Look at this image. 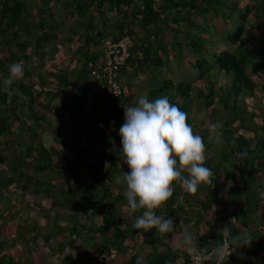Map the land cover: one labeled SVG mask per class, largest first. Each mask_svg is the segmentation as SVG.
<instances>
[{"label":"trees","instance_id":"obj_1","mask_svg":"<svg viewBox=\"0 0 264 264\" xmlns=\"http://www.w3.org/2000/svg\"><path fill=\"white\" fill-rule=\"evenodd\" d=\"M52 1L0 0V264H51L30 243L40 234L44 241L55 239L58 264H137V260L141 264H191L190 253L157 236L155 228L143 232L132 227L141 212L130 211L124 186L116 183L123 158L117 153L119 128L110 122L119 120L122 125L123 108L136 105L141 91L150 101L167 96L188 114L193 133L205 144V166L213 173V184L200 185L195 197L181 188L179 180L174 181L172 197L157 214L173 217L175 224L195 214L203 221L202 228H209L205 233L218 228L215 241L206 239L211 247L222 242L219 233L225 225L233 234L248 231L256 239L248 256L254 248L264 260L263 245L256 237L260 229L264 234V197L259 195L264 192V103L248 109L245 101L247 96L264 97V0H58L65 14L63 22L55 19ZM103 7L119 17L114 39L123 35L131 39L130 54L119 71V95L97 76L104 54L96 49L106 32L94 21ZM74 15V24L67 23ZM250 18L256 20L255 26L250 25L253 34L246 33ZM65 23L71 33L67 42L79 33L92 50L75 47L70 59L78 61L72 72L36 67L31 56L40 61L41 51L48 48L55 53L64 44L58 41L55 28ZM169 57L193 70L195 78L174 82L163 76ZM22 61L24 78L4 91L8 65ZM94 67L100 71L92 81L97 86L95 96L111 100L91 113L87 101L93 93L89 83ZM129 68L143 75L146 83L129 82ZM68 88L72 93L64 102L67 107L76 106L82 130L87 132L83 138L74 126L58 120L52 123L48 116L52 102ZM214 104L228 117L218 133L210 134L208 114L198 120L191 114L194 107L207 111ZM70 120L76 122V118ZM46 125L53 131L48 146L39 133ZM251 130L259 134L255 142L246 137ZM111 137H115V148ZM85 176L92 186L81 185ZM16 190L25 194L26 210H42L43 226L26 218L15 220L3 210L8 193ZM124 206L129 210L125 218L119 217ZM94 216H99L98 224ZM12 231L27 244L25 249L7 248ZM25 231L32 234L24 236ZM204 243L202 238L194 239L198 249ZM142 245L148 247L143 259L139 255ZM237 252L226 264H239Z\"/></svg>","mask_w":264,"mask_h":264},{"label":"clouds","instance_id":"obj_2","mask_svg":"<svg viewBox=\"0 0 264 264\" xmlns=\"http://www.w3.org/2000/svg\"><path fill=\"white\" fill-rule=\"evenodd\" d=\"M8 73L2 82L4 91H8L14 81L24 78L23 64L11 63ZM187 120L188 114L170 103L167 96L152 101L141 96L136 105L124 107L117 153L129 170L122 171L116 183L124 186L123 195L130 211L141 212L132 223L134 229L147 232L155 228L157 236L173 232L177 226L174 218L157 214L161 205L172 197L173 182L179 180L181 188L192 197L196 196L200 185L213 184L212 170L205 166L203 138L193 133ZM221 127L219 122L211 123L210 134L218 133ZM259 195L264 197V192ZM219 234L227 241V247L221 241L214 243L210 251L215 264H225L233 252L250 248L255 240L248 231L233 234L228 225L221 228ZM193 238L194 233L185 232L183 243L190 245ZM208 250L205 246V251ZM238 255L244 258L245 253ZM137 264L141 261L137 260Z\"/></svg>","mask_w":264,"mask_h":264},{"label":"rangeland","instance_id":"obj_3","mask_svg":"<svg viewBox=\"0 0 264 264\" xmlns=\"http://www.w3.org/2000/svg\"><path fill=\"white\" fill-rule=\"evenodd\" d=\"M105 13H108L106 11H104ZM193 19L201 24V20L198 16H194ZM249 26H247V34L248 33H252L253 31H251L250 29V25L251 26H255L256 25V20H254L253 18L249 19ZM253 34V33H252ZM250 36H252L250 34ZM252 38L254 40H257L256 36H252ZM223 46V44H221ZM104 46V45H103ZM42 52V60L38 61V58L36 56H31L32 58V62L34 63V65L37 66H46L48 64H51L53 66H58V67H69L72 66L71 61H69L67 58L64 57H55V53L52 52L51 49L48 50V48H46V51H41ZM56 59V62H54V60ZM52 61V62H50ZM23 64V61H22ZM33 65V66H34ZM24 66V64H23ZM129 70V74L127 77L128 81L131 82L134 85H143L146 83V79L143 75H139L137 73H133L131 72V68L128 69ZM163 76H165L166 78H170L172 79L174 82H179V81H183V80H193L195 78L194 74L195 72L191 69H188L184 63H182L181 61H178L176 58H172L169 57L168 59V63H167V69L162 70ZM221 78L218 81V84L221 83ZM92 91L93 93L90 94L89 99L87 101V107L90 110L91 113H93L94 111H96L97 109L105 106V104H107L109 102L110 97H107L105 99H100L97 98L95 96L96 94V89L94 87H92ZM72 93L71 88H68L67 91H65L62 95H60L57 99H55L52 102V105L50 107V109L48 110V116L50 117L51 122H55V121H62L65 124H69L74 126L79 138H83L84 135L87 133L86 131L82 130L81 124H82V119L79 118L75 108V105H72L70 107H67L65 104V100L68 99L70 97ZM141 96H144V92L141 91V93L138 96L137 99V103L138 100ZM246 101V105L248 109L253 108L254 104H259V103H264V97H249L247 96L245 98ZM123 114H124V108H123ZM206 114H208V120L211 123H215V122H219L221 123L226 117H228L226 111L224 109H221L220 111V105L219 104H214L212 105L207 111H205V109L201 108V109H196V107L193 108L192 111V116H194V118L196 120L204 117ZM76 118V122H70L71 118ZM71 124H70V123ZM115 126L116 128H120V124H119V120L115 121ZM113 127L112 125L108 128L109 132L110 128ZM118 131V130H116ZM119 132V131H118ZM39 133L41 135L42 141L44 142L45 145H49L52 142V136H53V131L51 129V127H49V125H46L45 128H42L39 130ZM246 137L251 140L252 142H255L256 140H258L259 138V134L257 132H255L254 130H251L249 132H246ZM115 140V137H111V142H113ZM74 145L76 140H73ZM98 144V143H97ZM81 165H83V163H81ZM119 167L125 171V166L123 165V162H119ZM85 179H83L84 182L81 183V185L83 187H88V186H92V182L90 180V178L88 176L84 177ZM24 198H25V194L22 193V191L16 190L15 192H9L8 193V197L6 202L3 204V210H8L9 212H11V214L13 215L14 219L17 220L19 218H26L28 222H35L36 224L43 226L46 222V219L44 218V216H42V210H36V211H30V210H26V205L24 203ZM43 197H38L36 198V200H43ZM128 208L127 207H123L119 210V212L117 213V215L119 217H123L125 218L127 212H128ZM91 214L90 211H88L87 216ZM189 217V216H188ZM192 217V216H190ZM94 221L98 224L99 223V216H94ZM189 219V218H188ZM196 217H193V222L195 221ZM86 220V219H85ZM60 223H65L63 220H59ZM200 222V220H199ZM201 223H203V221H201ZM177 225V224H176ZM122 227H124V224H121ZM255 226L257 227V222L253 223V228H255ZM186 226L183 227L182 223H179L175 230H181V232L183 230H185ZM209 229L207 226L204 228H201L200 231H202L201 233H205L206 230L205 229ZM191 229V226H190ZM260 229V228H259ZM187 230V229H186ZM192 230V229H191ZM218 228H215V230H213L212 228L210 229V231L208 233H206V238L207 239H211V241H215V235L217 233ZM261 230V229H260ZM258 231L257 234V240L260 242L261 245H263L264 248V234L261 231ZM23 231L22 229H20L18 232ZM32 232H27L25 231L23 233L24 236L27 235H31ZM263 234V235H262ZM17 236V231H12V237L9 240V242L7 243V248H12L10 245L12 246H17L19 248H21L22 250L25 249L27 247V244L16 238ZM163 236V235H162ZM164 237V236H163ZM254 238V237H253ZM255 239V238H254ZM256 240V239H255ZM252 242V247H254V244L256 241ZM55 239L52 238L49 241H44L42 239V234H40V236L38 235L36 240H34V242L32 243V246L37 247L38 251L40 252V254L43 256V258L45 259V261L47 263H51V264H58L59 263V259H58V253L53 249V246H55ZM166 242H169V239H166ZM35 243V245H33ZM182 243H183V237H182ZM184 244V243H183ZM142 249H140L139 251V255L140 257L143 259L147 253L148 247L147 245H142L141 247ZM158 248L163 250L164 246L162 244L158 245ZM191 251H193V247H190ZM249 249L250 248H245V249H238L239 252H244L245 253V257L246 259L249 261L246 264H264V260H262L261 258V254L259 253L260 250H255L253 248V251L251 253V256H248L249 254ZM258 252V254L256 253ZM236 260L238 259L239 264H243L242 263V258L237 257V255H235Z\"/></svg>","mask_w":264,"mask_h":264},{"label":"crops","instance_id":"obj_4","mask_svg":"<svg viewBox=\"0 0 264 264\" xmlns=\"http://www.w3.org/2000/svg\"><path fill=\"white\" fill-rule=\"evenodd\" d=\"M50 7L53 9V12H54V17L57 21H62L64 20V13L62 12V8L61 6L59 5V1L58 0H53L51 3H50ZM104 8V7H103ZM91 10H93V7L90 8ZM104 11L108 12V13H105ZM95 14V12H94ZM118 15L114 12V11H107L105 8L103 10V13L100 15L99 19L98 17H96L94 23L98 26V28H100L101 30H104L106 32L105 34V39L99 43L98 45V49H96L98 52H101L104 54V42L106 40H111V39H114L117 35V31L114 27V24L117 20ZM76 20V16L74 15L72 17V19L70 20V22H67V23H70L71 25L74 24ZM68 25L65 23V24H60V26H57L55 28V31H56V34H57V39L58 41H63L64 44L63 45H59V49L58 51L55 53V57L58 58V57H64L66 56L65 58H67L69 61H71V64L72 66H69V67H62L64 68L65 70H67L68 72H72L76 66H77V61L78 60H72L70 59V55H72L74 53V49L75 47L77 46H81L83 49L82 51L85 52L86 50L89 51V50H92V47L91 45L87 46L85 44H83V42L80 40V36H79V33H76L72 39V41L70 42H67V38L70 37L71 33L69 32V28L67 27ZM66 41V42H65ZM52 62V61H50ZM54 62H56V59L54 60ZM98 66H101L98 65ZM48 67L50 68H57L58 66H53L51 64H48ZM101 68H99L100 70ZM97 69V67H94L91 71V75H90V80H91V83H89V87L92 88L94 87L96 89V85L93 84L92 81L96 80L95 78V75L94 74H98L100 71ZM67 91V90H66ZM190 200H193V198H191ZM192 213V212H191ZM193 217H196L195 221L193 222ZM189 218V219H188ZM199 218L194 214L192 217H185V218H182V221L179 222V223H182L183 224V227L186 226L185 230H183L181 232V230H174L173 232H171V234H169V237L166 236V234H164L163 236L160 235L163 240L166 241V239H169V244H175V247L176 248H181V249H186L187 252L189 253H192L194 250L198 249L195 244H194V239L196 238H202V240L205 242L203 244L204 247L202 248H205V246H207L208 248L211 247V245H209L210 243L209 242H206V233H201L202 231L201 228L203 227V225L201 226V221L199 222ZM177 223V225L179 224ZM190 226H191V229H190ZM187 229V230H186ZM185 232H192L194 233V238L191 242L190 245H185L182 243V237L184 235ZM190 247H193V251H191ZM239 252H237L235 255H237V257H239L238 255ZM236 262L238 263V259L236 260ZM242 263L243 264H246L247 263V259L246 257L244 256V258H242Z\"/></svg>","mask_w":264,"mask_h":264},{"label":"built area","instance_id":"obj_5","mask_svg":"<svg viewBox=\"0 0 264 264\" xmlns=\"http://www.w3.org/2000/svg\"><path fill=\"white\" fill-rule=\"evenodd\" d=\"M130 47L131 39L127 35L104 42V59L101 65V72L97 76L104 79L106 85L114 95H119L121 92L119 71L130 54ZM222 243L227 247V241L222 240ZM211 248L213 247L208 248V251H205V248H200L190 253L191 264H215L211 256ZM228 250L231 251L232 249L229 248ZM231 258L232 254L228 260H231Z\"/></svg>","mask_w":264,"mask_h":264}]
</instances>
